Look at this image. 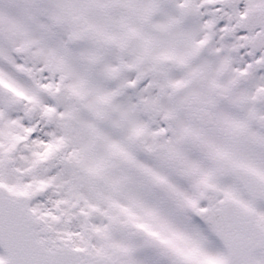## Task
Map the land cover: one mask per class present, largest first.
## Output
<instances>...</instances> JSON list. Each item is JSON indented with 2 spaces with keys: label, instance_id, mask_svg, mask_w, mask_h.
Returning <instances> with one entry per match:
<instances>
[{
  "label": "snow or ice",
  "instance_id": "6c2138e0",
  "mask_svg": "<svg viewBox=\"0 0 264 264\" xmlns=\"http://www.w3.org/2000/svg\"><path fill=\"white\" fill-rule=\"evenodd\" d=\"M0 264H264V0H0Z\"/></svg>",
  "mask_w": 264,
  "mask_h": 264
}]
</instances>
